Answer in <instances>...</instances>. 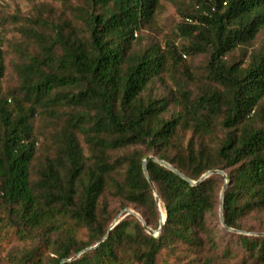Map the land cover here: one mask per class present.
Instances as JSON below:
<instances>
[{"label":"trees","instance_id":"1","mask_svg":"<svg viewBox=\"0 0 264 264\" xmlns=\"http://www.w3.org/2000/svg\"><path fill=\"white\" fill-rule=\"evenodd\" d=\"M57 1L8 89L0 30V264H264V0H187L164 45L161 0ZM150 157L224 172L232 231L224 176L149 161L159 208Z\"/></svg>","mask_w":264,"mask_h":264},{"label":"rangeland","instance_id":"2","mask_svg":"<svg viewBox=\"0 0 264 264\" xmlns=\"http://www.w3.org/2000/svg\"><path fill=\"white\" fill-rule=\"evenodd\" d=\"M186 6L187 0H161V9L158 11L156 20L158 30H144L142 36L145 43L151 40L164 45L167 39L174 38L177 26L182 22L180 12ZM64 10L62 2L57 0H0V30L4 38L6 65L8 66L4 83L6 89L15 85L14 66L26 62L36 52L30 30H40L43 22L60 17ZM263 40L264 36L256 43V48ZM194 63L200 69L203 60L201 58ZM111 205L115 214L112 225L117 220L121 222L129 215L135 216L130 213L137 214L143 219L141 212L133 206L123 209L117 201H111Z\"/></svg>","mask_w":264,"mask_h":264},{"label":"water","instance_id":"3","mask_svg":"<svg viewBox=\"0 0 264 264\" xmlns=\"http://www.w3.org/2000/svg\"><path fill=\"white\" fill-rule=\"evenodd\" d=\"M149 161L156 162V163L160 164L161 166H163V167H165V168H167V169H169V170L175 172L177 175L181 176L182 178H184L185 180H187L188 182H190L192 185H198V184L204 182V181H205L209 176H211V175L220 174V175L224 176V178H225V180H226V185H225L224 190H223V193H222V204H221V212H220L221 223H222V225H223L224 228H226V229L229 230V231H232L231 229H229V228L225 225V223H224V219H223V197H224V191H225L226 186H227V184H228V179H227V176H226V174H225L224 172H222V171H211V172H209L208 174H206L205 176H203V177L200 179L199 182L194 183V182L190 181L188 178H186L182 173H180L179 171H177L174 167H172V166H170L169 164H167L166 162H164V161H162V160H160V159H157V158H153V157L148 158L146 161H144V164H143V171H144V175H145L146 179L148 180L149 184H150V185L152 186V188L154 189L155 197H156V202H157L159 208H161V207H160V200H159L158 194H157L156 189H155V187H154V185H153V183H152V181H151V179H150V176H149V173H148V170H147V163H148ZM130 214H133V215H135V216H137V217L139 218V220L142 222V224H143L145 230H146L150 235L155 236L156 238L159 237V235L161 234V231L163 230L164 224H165V220H163V218H162V221H161L160 229H159L158 231H153V230H151L150 228L147 227L146 222H145L141 217H139L137 214H134V213H130ZM119 223H120L119 220L115 221V223L112 225L110 231L113 230V229H114ZM71 261H72V260H71Z\"/></svg>","mask_w":264,"mask_h":264},{"label":"bare ground","instance_id":"4","mask_svg":"<svg viewBox=\"0 0 264 264\" xmlns=\"http://www.w3.org/2000/svg\"><path fill=\"white\" fill-rule=\"evenodd\" d=\"M164 215H165V214L163 213V215H162L163 220L165 219Z\"/></svg>","mask_w":264,"mask_h":264}]
</instances>
